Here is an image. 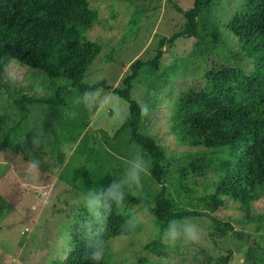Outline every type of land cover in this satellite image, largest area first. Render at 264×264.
<instances>
[{"label":"rangeland","instance_id":"374dc122","mask_svg":"<svg viewBox=\"0 0 264 264\" xmlns=\"http://www.w3.org/2000/svg\"><path fill=\"white\" fill-rule=\"evenodd\" d=\"M243 1L207 0L199 17L198 35L164 44L158 67L144 66L133 81L132 98L151 106L150 115L141 116L139 132L152 137L165 154L163 181L176 210L204 209L209 194L223 176L218 161L227 156L228 150L179 143L172 130V118L177 101L207 87L211 69L238 66L248 72L253 68V62L244 56L226 26ZM174 3L184 10L194 6V0H88L97 20L85 36L98 44L100 51L84 82L104 80L113 87L119 86L134 60L152 59L161 37H170L185 27L186 18ZM9 73L15 76L12 86L21 87L27 94L41 96L37 88L50 87L40 72L14 60L8 63ZM99 90L110 94L128 117L126 100L112 90ZM29 109L26 133L11 136L10 142L0 149V264L62 262L74 246L75 236L83 234L81 225L86 211L82 194L93 188H106L108 177H121L127 161L139 150L132 143L116 149L105 145L101 132L112 135L122 124L114 119L110 109L89 112L79 108L82 111L76 123L84 128L77 140L61 132L68 119L56 117L45 105ZM0 116L5 121V133L20 119L6 93L0 94ZM37 138L38 146L34 144ZM142 154L151 167L149 157ZM33 159L40 164L30 173L28 163ZM83 165L87 175L74 182L75 170ZM159 188L150 175L143 178L140 195L147 197L148 203L132 206L120 219L124 223L128 215H135L140 221L136 232L107 240L114 264H204L206 255L216 257L227 250L232 252L228 264H250L245 262L249 240L264 243V220L245 219L240 205L224 197L212 214L229 220L236 230L249 236L247 239H237L228 232L213 240L208 236L212 221L206 216H193L187 219L203 229L201 242L168 246L158 234L165 227L150 210ZM257 207L264 211V197ZM148 243H154V249H146ZM113 248L119 251L113 252Z\"/></svg>","mask_w":264,"mask_h":264},{"label":"trees","instance_id":"16d2710c","mask_svg":"<svg viewBox=\"0 0 264 264\" xmlns=\"http://www.w3.org/2000/svg\"><path fill=\"white\" fill-rule=\"evenodd\" d=\"M206 1L194 0V6L185 10L174 3L176 10L186 18L184 29L170 37H161L152 59L134 60L121 85L113 87L104 80L93 84L84 82L87 70L100 51V46L85 36L97 20V13L90 9L88 0H0V94H7L20 116L8 129L9 133H5V121L0 116V149L10 142L11 136L26 133L29 106L35 105H45L56 117L68 119L61 132L77 140L84 128L76 123L82 109H77L75 119L63 114L71 108L74 95L89 88L112 90L127 101L129 115L112 135L102 131L101 139L111 149L132 143L149 157L150 177L160 185L150 210L160 226L166 227L173 218L206 216L213 223L208 233L211 239L221 238L228 232L237 239H247L249 236L236 230L229 220L212 212L228 197L240 205L245 219L264 220V211L257 207L264 197V0H244L226 23L244 56L253 62V68L248 72L238 66L213 68L207 73L205 89L197 94L187 93L176 102L172 130L179 143L228 150L227 156L218 161L223 176L209 194L210 200L204 209H174L163 181L165 154L152 137L139 132V103L131 93L133 81L144 66L158 67L164 44L172 45L179 37L198 35L199 17ZM10 60L40 72L50 84V87L43 86L44 91L52 95H31L19 86H12L7 78ZM87 173V168L81 166L75 170L73 181ZM117 178L108 177L107 186ZM140 203H148V198L132 194L126 197L123 213L114 212L108 219L104 233L106 242L112 236L126 234L120 219ZM154 246L148 243L145 248L151 250ZM107 248L103 264H114L108 244ZM231 259L232 252L227 250L216 257L206 255L204 264H228ZM245 262L264 264V243L249 240ZM57 264H93L86 254L83 234L75 236L74 246Z\"/></svg>","mask_w":264,"mask_h":264},{"label":"clouds","instance_id":"9594fccd","mask_svg":"<svg viewBox=\"0 0 264 264\" xmlns=\"http://www.w3.org/2000/svg\"><path fill=\"white\" fill-rule=\"evenodd\" d=\"M14 59V58H13ZM9 80L15 81L12 73L8 74ZM37 92L50 96L51 92L37 88ZM83 108L89 112L100 109H110L114 119L123 123L127 115L115 103L110 94H102L99 89L89 88L76 95L71 100V108L64 110V115L75 119L78 116L77 109ZM140 115L148 117L151 106L148 103L139 104ZM38 144V138L34 140ZM40 161L33 159L28 163V171L34 172L39 168ZM150 166L140 150H136L130 160L127 161L123 175L114 179L106 188H93L87 190L81 196V203L86 211L84 222L81 225L85 250L93 264H103L108 251L104 233L107 230V222L110 216L122 214L126 208V197L129 194L139 196L143 189V178L149 176ZM140 221L135 215H128L122 225V231L126 234L135 233ZM161 242L168 246H176L178 243L199 244L203 238V229L195 222L188 219H170L167 226L160 231ZM113 252L119 251L113 248Z\"/></svg>","mask_w":264,"mask_h":264}]
</instances>
